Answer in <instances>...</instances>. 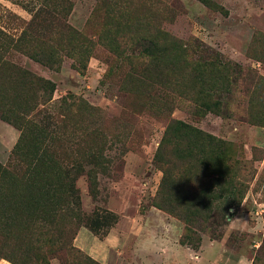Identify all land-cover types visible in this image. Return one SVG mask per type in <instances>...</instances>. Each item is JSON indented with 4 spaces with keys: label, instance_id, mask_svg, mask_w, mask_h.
Masks as SVG:
<instances>
[{
    "label": "rangeland",
    "instance_id": "obj_1",
    "mask_svg": "<svg viewBox=\"0 0 264 264\" xmlns=\"http://www.w3.org/2000/svg\"><path fill=\"white\" fill-rule=\"evenodd\" d=\"M112 4L131 7L133 13L157 4L161 29L168 36L195 41L239 69L230 92H213L205 101L215 107L204 109L193 105L200 98L196 93L189 97L184 89L168 91L155 85V101L166 106L164 113L158 112L162 109L153 107L126 82L128 68L120 69L114 56L96 40L106 7ZM140 16L134 19L139 21ZM37 18L44 20L45 27L36 35L60 41L59 65L50 70L18 53L12 58L54 85L50 102L38 106L37 118L54 116L61 97L80 99L95 113L92 126L104 136L106 162L82 166L83 173L74 183L82 220L86 224L94 221L95 226L73 229L69 254L58 246L54 253L45 252L39 246L44 237L35 230L28 235L21 203L23 183L2 179L0 264H144L151 252L165 251L157 245L170 242L186 250L188 259L181 264H264V0H0V30L13 38L26 32ZM53 18L93 41L82 69L73 60L77 42L67 32L57 34L49 26ZM71 113L75 116L76 112L71 109ZM169 120L194 128L203 140L212 137L227 143L229 156L241 163L236 174L244 189L239 205L235 209L227 203L223 206L224 221L215 231L218 238L208 237L205 224L201 231L197 229L194 249L181 242L186 234L183 223L157 205L162 171L170 167L157 163L155 154ZM47 131L61 137L55 125ZM11 152L0 151V166L9 163ZM203 156L204 164H212L208 152ZM183 181L172 183L176 189L169 187L168 197L180 201L194 188ZM30 220L41 234L46 231V226ZM100 246L108 251H101ZM35 249L42 254L40 261L32 258Z\"/></svg>",
    "mask_w": 264,
    "mask_h": 264
},
{
    "label": "trees",
    "instance_id": "obj_2",
    "mask_svg": "<svg viewBox=\"0 0 264 264\" xmlns=\"http://www.w3.org/2000/svg\"><path fill=\"white\" fill-rule=\"evenodd\" d=\"M156 5L147 4L135 13L133 8L123 4L107 6L97 42L114 56L120 69L128 68L124 74L126 82L153 107L162 109L158 112L164 113L166 106L160 107L155 101L152 95L155 85L168 91L184 89L189 97L196 93L200 98L192 102L193 105L213 109L215 105L205 100L213 92L229 93L239 69L195 41L182 42L168 36L161 29L162 16ZM162 11L168 13L165 8ZM138 13L141 14L139 21L134 19ZM49 23L57 34L67 32L70 40L75 39L77 44L73 50L76 49L77 57L73 60L82 69L93 41L79 36L55 18ZM44 27V20L37 18L16 38L0 30V121L18 132L9 163L0 166V181L12 178L23 183L21 203L28 220V235L35 230L43 236L39 246L42 245L45 252L54 253L58 246V250L69 254L75 229L81 225L91 229L95 226L94 221L86 224L82 220L74 183L83 173L82 166L106 162L102 155L106 142L103 134L92 126L95 113L72 96L59 99L54 116L44 115L38 120V106L50 102L54 85L21 68L12 58L13 53H18L43 67L55 69L60 63L57 56L60 41L39 38L36 34ZM71 109L76 112L75 116ZM54 125L59 128L61 137L47 131ZM67 131H70V141ZM204 152H208L212 164L203 163ZM155 161L170 167L162 171L157 205L183 223L186 234L181 242L194 249L195 231H201L204 224L205 229H209L208 237L218 238L215 231L224 221L223 206L227 203L232 209L237 208L244 191L236 175L241 163L229 156L227 143L212 137L203 140L194 128L169 120ZM180 180L192 183L194 188L178 201L168 197L167 189L175 190L172 183ZM30 219L46 226V231L41 234ZM35 253L32 258L40 261L42 254L38 249Z\"/></svg>",
    "mask_w": 264,
    "mask_h": 264
},
{
    "label": "crops",
    "instance_id": "obj_3",
    "mask_svg": "<svg viewBox=\"0 0 264 264\" xmlns=\"http://www.w3.org/2000/svg\"><path fill=\"white\" fill-rule=\"evenodd\" d=\"M17 137L18 132L14 128L0 122V151L10 150L15 144ZM157 246L158 249L163 247L166 252H151V254H149L150 256L145 259L144 264H181L182 262H186L188 259L186 250L173 242H170L168 246L164 244H159ZM100 249L101 251H104V249L106 252L108 251V248L106 249L103 246H100Z\"/></svg>",
    "mask_w": 264,
    "mask_h": 264
}]
</instances>
